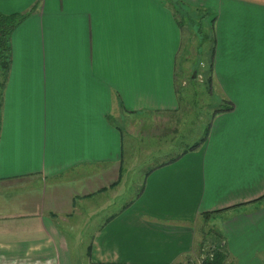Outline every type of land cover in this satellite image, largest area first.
Masks as SVG:
<instances>
[{
	"label": "crops",
	"instance_id": "0c3cea01",
	"mask_svg": "<svg viewBox=\"0 0 264 264\" xmlns=\"http://www.w3.org/2000/svg\"><path fill=\"white\" fill-rule=\"evenodd\" d=\"M172 1L0 0L28 13L1 99L0 264H194L222 241L228 263L264 264V0H182L217 12L213 87L234 109L111 206L138 120L180 110Z\"/></svg>",
	"mask_w": 264,
	"mask_h": 264
},
{
	"label": "rangeland",
	"instance_id": "374dc122",
	"mask_svg": "<svg viewBox=\"0 0 264 264\" xmlns=\"http://www.w3.org/2000/svg\"><path fill=\"white\" fill-rule=\"evenodd\" d=\"M175 2L176 0H173L171 3L175 8H179V17L186 18L187 14H192L190 10L188 11V7L183 8L179 2ZM211 12L212 15L204 19L203 27L204 31L212 34L215 20L212 22L211 19L217 12L215 13L213 10ZM201 33L198 32L197 26L187 25L184 29L183 45L178 59L180 110L175 114H154L153 118L145 121L147 123L144 129L140 126L141 120H138L140 122L138 130L140 132L145 131V135H141L140 138L143 142L140 144L141 152L139 156L129 158V164H126L119 185L113 192L116 197L111 203L112 208L119 209L120 205H125L138 194L141 185L145 181L146 172L150 167L179 152V148L183 151L199 141L205 135L206 129L210 125L213 127L215 111L218 108L225 107V102L217 88H214L208 82L210 44L206 43ZM214 33H216V30ZM179 121H181V131L179 133L165 135L162 132L161 129L166 128L164 127L165 124L178 125ZM126 135L127 140L131 139L133 141V134L127 132ZM167 139L170 143L173 139L172 144L168 145ZM151 146H153V149H150ZM148 148L150 149L149 152L152 151L150 156H147L149 154L147 152ZM118 195H121L120 203L118 202ZM100 206L96 217L95 211L89 214V220L95 218V222L90 223L89 228L94 227L104 219L105 210L108 207L105 203ZM236 229L239 230V228ZM80 255V252L76 254L75 263L84 262V258H80Z\"/></svg>",
	"mask_w": 264,
	"mask_h": 264
},
{
	"label": "trees",
	"instance_id": "16d2710c",
	"mask_svg": "<svg viewBox=\"0 0 264 264\" xmlns=\"http://www.w3.org/2000/svg\"><path fill=\"white\" fill-rule=\"evenodd\" d=\"M179 2V1H177ZM183 8L188 7V11L190 10L192 14H187L186 18L179 17V8H175V14L178 17L179 24L181 26V29L183 30L186 28L187 25L197 26L198 32L203 34L204 40H206V43L210 44V67H209V75H208V82L212 85L215 83V75H214V60H215V53H216V33L215 27H213V33L204 31L203 27V21L205 18H209L212 15L211 10L208 8H201V7H194L191 6L181 0L179 2ZM202 13V14H201ZM28 13H12V14H5L0 11V124H1V99H2V93L3 88L6 85L9 72L11 69V63H12V35L16 27L26 18ZM200 15V16H199ZM216 20V15L212 17L211 21L214 22ZM189 23V24H188ZM225 102V107L218 108L214 115L218 112L222 111H230L234 109V106L229 100L223 99ZM213 115V117H214ZM211 129V125L206 129L205 135L196 143L190 145L188 148H185L183 151H181L180 155L185 154L186 152L190 150H194L195 148L199 147L204 141L207 139L209 132ZM175 160V159H174ZM264 197V196H263ZM217 239H220L218 237ZM205 246V245H204ZM213 249V255L210 256L211 248ZM91 248V247H90ZM91 251V250H90ZM202 253H206L207 256L205 259H203L201 264H230L227 262V254L225 252L223 241L219 244H210L209 246H205L202 249Z\"/></svg>",
	"mask_w": 264,
	"mask_h": 264
},
{
	"label": "built area",
	"instance_id": "2783aa9c",
	"mask_svg": "<svg viewBox=\"0 0 264 264\" xmlns=\"http://www.w3.org/2000/svg\"><path fill=\"white\" fill-rule=\"evenodd\" d=\"M210 248H211L210 256H212V255H213V249H214V247H209V249H210ZM206 256H207L206 253H204V254L202 253L201 256H200V258H199L198 260H196V262H195L194 264H201L202 261H203V259L206 258Z\"/></svg>",
	"mask_w": 264,
	"mask_h": 264
}]
</instances>
